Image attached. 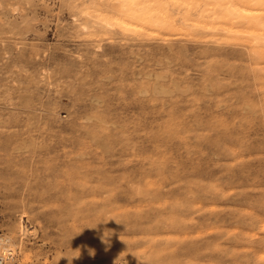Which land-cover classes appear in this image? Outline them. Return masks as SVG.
<instances>
[{"label": "rangeland", "instance_id": "obj_1", "mask_svg": "<svg viewBox=\"0 0 264 264\" xmlns=\"http://www.w3.org/2000/svg\"><path fill=\"white\" fill-rule=\"evenodd\" d=\"M122 1L0 0L13 264H264V55L192 30L201 0L99 28Z\"/></svg>", "mask_w": 264, "mask_h": 264}, {"label": "bare ground", "instance_id": "obj_2", "mask_svg": "<svg viewBox=\"0 0 264 264\" xmlns=\"http://www.w3.org/2000/svg\"><path fill=\"white\" fill-rule=\"evenodd\" d=\"M123 1L125 2L126 0H123ZM172 1H174V0H172ZM201 1H202L201 2L202 4L200 6H203V7H201L202 9L197 8L198 9V11H197L198 13H197V15H195L196 17L194 16L195 18L194 17L191 18L190 17L191 13H189L190 11L188 12V8H187L189 5H187V4L194 5V7H195L196 4H198L197 0H180V2L184 3L185 5H187L186 10L184 9L186 11L185 13L187 15V21H188L186 24L189 27H191V29L194 30V31H197L199 33H205V34H201V35L198 34V37H199V35L200 36H202V35L205 36L206 34H209L211 36V35L217 34L219 31H220L219 33H221V32H225L227 34L229 33L228 35H226V36H229V37H230V35H234L235 36L237 33L238 34H241L242 32L243 33H247V36L249 35L247 38H250V40L252 41V46H253V48L255 50V52H253V51L252 52L255 53V54L257 52V53H260V54L264 55V0H222V1L221 0H207V1L206 0L205 1L201 0ZM124 2L122 4L120 3V6L118 4V7H120V9H118V10H120V12H119L120 14H113L114 16H112V17L115 19L114 22L111 23L108 20V18L105 17V16L104 17L97 16V18L95 16H93L94 18H96L93 21L95 23H99L100 24V26H98L99 28H102L101 25L105 29L110 28V27L112 28L113 25H118L119 27H122V28H134L136 25L138 26V24H136L133 21L129 20L127 17H140V18L144 17L148 21H152V23H154V24H158V25H161V26L163 25L167 29V31H170V28L168 29V27H166V26H168L167 23H170L171 21H173L174 17H169L170 19H165V18L160 17V18H162V20H160V19L157 20V18H156V20L155 19L153 20L152 19L153 12L152 13L147 12L148 9L143 10L144 6H142V7L140 6L141 8H139V9H138V7H133V6H137L135 3L140 2L139 0H137V2L136 1L134 2L133 0L129 1L128 4L130 6H128V7H126V5H125L126 2L125 3ZM151 3H149V4H151ZM168 3H166V4H168ZM174 4L176 5L175 2H174ZM168 7L170 8L171 6H168ZM93 8L98 9L97 6L93 7ZM156 9L158 10V8H155V10ZM191 9H193V8L191 7ZM98 10L101 11V9H98ZM103 11H105V10H103ZM163 13H165V12H163ZM175 14H176V12L173 13V15H175ZM182 14H180V15H182ZM186 15L184 16V18L186 17ZM164 16H167V14L164 15ZM169 16H170V14H169ZM219 17H220V19L221 18L225 19V23H224L223 26L219 25V22H220ZM111 19L112 18H110V20ZM178 23H177V25L175 24L176 27H178ZM89 25H91V24H89ZM81 27H82V25H81ZM85 27H83V28L86 29ZM88 28H90V27H88ZM186 30H188V29H185V31ZM132 31H134V30H132ZM188 31L191 32V30H188ZM142 33H143V31H142ZM219 33H218V35H219V37L222 36V37H220L222 39L224 37L223 35L225 33L224 34L221 33L223 35H221ZM190 34H192V33H190ZM193 34L196 35L197 33H193ZM226 36H225L224 40L226 39ZM211 37L213 38L214 36H211ZM195 38H197V37H195ZM235 38H238V35L235 36ZM205 39H207V37ZM221 39H220V41L223 40V39L222 40ZM250 40H249V42H250ZM20 231H21V234H23V237H24V235H26L28 233V229L22 224L20 225ZM15 256H16L15 255V249L12 246H10L9 238L7 236H4V237L0 236V264H13Z\"/></svg>", "mask_w": 264, "mask_h": 264}]
</instances>
